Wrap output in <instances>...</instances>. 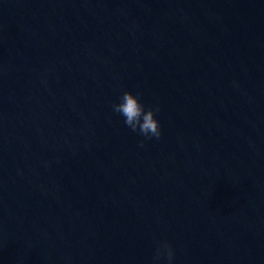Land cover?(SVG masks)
I'll return each instance as SVG.
<instances>
[{
	"label": "water",
	"instance_id": "obj_1",
	"mask_svg": "<svg viewBox=\"0 0 264 264\" xmlns=\"http://www.w3.org/2000/svg\"><path fill=\"white\" fill-rule=\"evenodd\" d=\"M162 240L264 264V0H0V264H151Z\"/></svg>",
	"mask_w": 264,
	"mask_h": 264
},
{
	"label": "clouds",
	"instance_id": "obj_2",
	"mask_svg": "<svg viewBox=\"0 0 264 264\" xmlns=\"http://www.w3.org/2000/svg\"><path fill=\"white\" fill-rule=\"evenodd\" d=\"M140 93L133 94L124 90L118 102L111 104L112 111L123 117V122L132 132L144 137V140L161 138V127L155 116L159 113V105L145 106L140 102ZM144 140L139 146H144ZM175 248L168 240L157 241L151 258V264H173Z\"/></svg>",
	"mask_w": 264,
	"mask_h": 264
}]
</instances>
